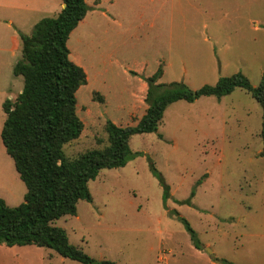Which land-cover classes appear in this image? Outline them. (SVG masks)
<instances>
[{"label":"rangeland","instance_id":"1","mask_svg":"<svg viewBox=\"0 0 264 264\" xmlns=\"http://www.w3.org/2000/svg\"><path fill=\"white\" fill-rule=\"evenodd\" d=\"M92 1L86 0L88 10L66 41L68 57L87 81L75 93L83 129L63 144L65 157L106 145L107 120L132 124L129 114L137 118L146 106L138 91L159 65L158 81L183 82L190 89L236 72L252 86L264 76V0H213L184 8L177 1L170 8V0H100L97 8ZM59 4L0 0V127L2 102L13 100L22 86V77L12 73L21 55L19 34L55 15ZM260 122L259 104L242 88L219 98L174 101L155 131L129 137L133 156L123 166L102 168L87 182L91 200H78L73 215L53 224L95 260L199 264L184 219L200 243H209L202 250L206 258L211 250L231 255L228 249L237 246L230 257L257 263L246 249L264 255ZM24 192L0 141V198L15 206ZM0 264L81 263L27 244L0 245Z\"/></svg>","mask_w":264,"mask_h":264},{"label":"trees","instance_id":"2","mask_svg":"<svg viewBox=\"0 0 264 264\" xmlns=\"http://www.w3.org/2000/svg\"><path fill=\"white\" fill-rule=\"evenodd\" d=\"M60 1L63 6L55 15L39 19L29 34H19L21 55L13 64L12 73L22 77V87L13 100L6 98L2 102L0 141L25 192L15 206L6 205L0 198V244L47 247L81 264H115L95 260L70 244L64 229L53 221L73 215L78 200L90 201L87 182L102 168L123 166L133 156L129 137L155 131L166 106L177 100L192 102L201 96L219 98L234 88L246 90L261 109L259 135L263 149L259 155L264 157V76L252 86L243 74L236 72L219 77L212 85L190 89L183 82L158 81L162 75L159 65L145 78L146 106L135 123L121 126L107 120L106 145L73 158L65 157L63 144L78 137L83 129L75 113V93L86 83L83 68L68 57L66 41L88 5L85 0ZM167 195L163 184V200ZM183 223L192 245L199 249L195 233L184 219Z\"/></svg>","mask_w":264,"mask_h":264},{"label":"crops","instance_id":"3","mask_svg":"<svg viewBox=\"0 0 264 264\" xmlns=\"http://www.w3.org/2000/svg\"><path fill=\"white\" fill-rule=\"evenodd\" d=\"M175 1H177V4H179V8H184L185 5L186 6L187 5H193V6L194 5L195 6L196 5H199V6L203 5V6H205V5L213 4L214 3L213 0H212V2L206 0L205 3L203 2L204 0H170V2H171L170 3V8L174 7ZM85 2H86V0H85ZM92 2H93L92 3L93 4V6H92L93 8L100 7V5H101V1L100 0H93ZM62 6H63V4L60 1L59 8H61ZM86 81H87V75H86ZM141 86H142V88H141L140 91H138V95L137 96H138V98L140 100H143L144 91H145V84L143 83ZM143 112H144V109H143ZM142 113H141V115H142ZM139 117L136 118L134 116V113L131 112L129 114V121H132L133 123H135L139 119ZM208 244L209 243H205V244L200 243V248L199 249L195 248L194 246H192L190 248V252L193 255V257L201 261V263H199V264H228V263H230V264H232V263H238V264H264V255L262 254V252H258V253L255 254L253 252L254 251L253 249H246V252L248 253V257H252L254 260L257 261V263H252V261H246L247 263H245V262L244 263H241V261H237V259H234V258L230 257V256H233L235 254V252L238 250V247L237 246H234L233 248L230 247L228 249V251L231 252L230 253L231 255H229V253L226 252V254H221V255L219 254V255L216 256V253H213L212 250H211V251H209V254H210V257L211 258L208 259V258H206V256H204V254L202 252V250L208 249ZM0 245H4V244H0ZM242 247L239 246V248H242ZM252 247H256V246L254 245ZM253 253L256 256H258V257H256L257 259L253 257V255H252ZM223 260L224 261H227L228 263H225Z\"/></svg>","mask_w":264,"mask_h":264}]
</instances>
